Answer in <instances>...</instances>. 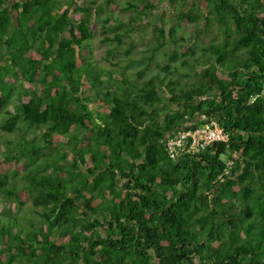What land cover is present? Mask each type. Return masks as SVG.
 I'll use <instances>...</instances> for the list:
<instances>
[{
	"label": "trees",
	"instance_id": "trees-1",
	"mask_svg": "<svg viewBox=\"0 0 264 264\" xmlns=\"http://www.w3.org/2000/svg\"><path fill=\"white\" fill-rule=\"evenodd\" d=\"M98 1L104 59L141 78L172 43L161 76L93 57ZM112 1L0 0V198L17 206L0 264H264V0ZM146 10L153 42L131 59ZM209 120L226 142L168 157L165 138Z\"/></svg>",
	"mask_w": 264,
	"mask_h": 264
},
{
	"label": "rangeland",
	"instance_id": "rangeland-1",
	"mask_svg": "<svg viewBox=\"0 0 264 264\" xmlns=\"http://www.w3.org/2000/svg\"><path fill=\"white\" fill-rule=\"evenodd\" d=\"M68 1L69 0H59L62 8H64V6H66V3ZM124 1L125 0H114L112 2L114 4L121 5V3ZM174 2H176V1H174V0H162V6L165 8L166 6H170V4L174 3ZM178 2L179 1H177V3ZM98 3L103 4L101 1H98ZM191 4L192 3H189V5H191ZM103 6H104V10L102 13H99V15L98 14L96 15L95 10H93V12H92L93 14L91 15V20L95 22L94 23L95 27H94L93 39L91 42L92 43V50H93V57L95 59H97L102 66H105V67H109L111 65L110 63H112V62L113 63L118 62V66L115 68H117L119 70V67H124V68L126 67L127 68V75H129L133 79H136L137 82H139V83L146 81L154 73L161 76V73H160L161 71L159 70V68L166 61V58L164 57L163 53L169 52L171 48L175 47V45L172 43L163 47L162 49H160L157 52L153 62L149 65L148 70L146 71V73L141 78L137 77V71L141 68V65L137 62L131 63L128 59V56H125L123 52L120 54L114 53L113 56L111 57V60H109V61L104 59V56L106 55L107 49L112 48L114 43L111 41H105V42L103 41L105 34H103V32H102L104 27L101 26V19L109 11V7H110L107 4H103ZM177 7L179 8L178 4H177ZM172 12H173V9H172ZM195 12L198 14L201 13L198 10ZM133 14H134V12L131 10L125 11V12H119L118 11V12L114 13V15L118 16V18L121 19L122 21H128L131 18V16H133ZM147 15L151 16L152 19H149L147 17ZM167 18H169V20L165 25V30H168L169 26L171 25L170 14H167L165 16V19H167ZM114 19H115L114 17L111 19L110 24H113L115 22ZM157 19H159V12L157 10H146V13L141 18V22L139 24H137V27L133 31H131V33H130V35L132 36L133 39H129L128 41L124 40V43L120 48H124V46H126V44L128 42H133V44H134V47H133V49L129 55V57H131V59L141 58L143 50L153 42V38L151 35V29H150L151 27H149V23L151 22V20L154 22ZM194 26H195L194 23L193 24H187V22L182 21V23H181V25L177 31L178 36H182L183 38H185V40H188L190 35L192 34V32L195 29ZM216 26L211 27L208 30L209 31L208 34L203 37L204 42L209 39V37H208L209 35H210V38H211V36L213 37V35H215L216 30H217ZM106 31H108V30H106ZM106 36L111 37L112 35H111V33H106ZM180 43H183V42L180 41ZM117 77H119V76H117ZM14 97H15V95L13 94L12 98L8 102V107L10 109H12V103L15 101ZM13 135L14 134H12L11 136H13ZM16 207L17 206H16L14 200H10L9 202H7L6 200L0 198V211L7 209L10 212H13L14 210H16ZM32 220L35 223L37 230H45L46 223L44 221H41L38 218V216H34ZM252 233L255 235H260V231L256 230V229L253 230Z\"/></svg>",
	"mask_w": 264,
	"mask_h": 264
},
{
	"label": "built area",
	"instance_id": "built-area-1",
	"mask_svg": "<svg viewBox=\"0 0 264 264\" xmlns=\"http://www.w3.org/2000/svg\"><path fill=\"white\" fill-rule=\"evenodd\" d=\"M228 135L214 120H209L196 128L181 129L163 140L170 159L176 160L182 152L197 153L213 142H226Z\"/></svg>",
	"mask_w": 264,
	"mask_h": 264
}]
</instances>
